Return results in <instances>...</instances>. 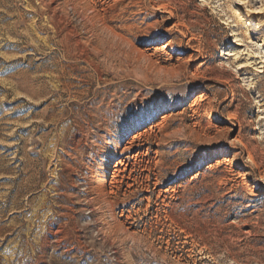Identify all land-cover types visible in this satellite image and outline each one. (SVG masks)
Segmentation results:
<instances>
[{
  "label": "rangeland",
  "instance_id": "obj_1",
  "mask_svg": "<svg viewBox=\"0 0 264 264\" xmlns=\"http://www.w3.org/2000/svg\"><path fill=\"white\" fill-rule=\"evenodd\" d=\"M48 1L0 0V264H264V0H57L127 37L99 73Z\"/></svg>",
  "mask_w": 264,
  "mask_h": 264
},
{
  "label": "bare ground",
  "instance_id": "obj_2",
  "mask_svg": "<svg viewBox=\"0 0 264 264\" xmlns=\"http://www.w3.org/2000/svg\"><path fill=\"white\" fill-rule=\"evenodd\" d=\"M102 1H104V3H103L104 11L105 12L109 11L107 9L112 7V6L109 5V3L106 2L105 0H102ZM124 1L125 0H114L112 4L116 7H118V5H120V6L123 5ZM48 3H49V1H48ZM67 3L74 5L75 2H73V0H68ZM45 5H42L44 8L45 17H47V18H45V17L44 18H45V20L48 21V23L50 24V26L52 28V32H53L52 41H54V43H55L54 46L60 47L63 50V52L65 53V55L67 56L68 60H70V61L82 62L88 68H91L94 71L99 73V72H101V70L103 68V63H101L99 61V54H103L106 57L105 58V60H106L109 57L108 54L110 55V51L113 50L115 48V46L116 47L118 46L116 42L129 44L127 37L124 34L117 32L113 27H111L109 25V23L106 21L105 16L102 15L95 7H92L90 9V12H92V14H93L92 16L86 15V18H88V22L91 25L90 28H88V33L91 35L90 38H92V39L82 41V39H81L82 36L79 33L78 29L76 27H74V25L71 22L67 21V17L64 16L62 9L57 7V0H51L49 5H46V6ZM155 6H156L155 7L156 11L167 10V7H166L167 5L162 4V5H155ZM131 8H133V7H130V5L128 4L121 10V13L122 14L128 13V10H130ZM83 9L85 10L86 8L83 7ZM168 14L172 18L174 17V15L171 12ZM126 29L128 30V32L131 35H134V31L132 29H130V27H126ZM105 36L107 39L105 38ZM101 38H102V40H101ZM102 42H103V46L106 45V47L101 50ZM96 44H97V46H95ZM117 48H119V47H117ZM149 61L151 62L152 60L149 59ZM69 68L71 69L72 72H77V70H78V68L75 69L73 66H69ZM80 82L85 83L84 79L80 80ZM192 107H194V106H192ZM169 117H170L169 115L164 116L163 121L167 120ZM142 135H143V133H140L138 137H140ZM138 137L133 138L131 143H134V141ZM137 155L138 154H136L135 156H137ZM104 182L102 184L106 183V182L105 183ZM42 233H44V232H42ZM47 233L48 234L45 237H44L45 234L42 235L44 237V238L42 237L43 239L38 240V241H41L43 243L44 247H49L53 240H57L56 244H60L61 241L63 242V238H64L65 233L60 232V230L55 231V229L52 227V228H50L49 232H47ZM21 235H22V233H21ZM65 238H66V236H65ZM25 241H27V240H25ZM32 242L34 243V241H32ZM37 243H40V242H37ZM34 244H36V242ZM31 245H32V243H31ZM40 246H42V245H40ZM27 249H28V247H27ZM27 249H26V251H27ZM37 249H34V250L32 249L33 252L31 250L30 258L28 259V257H27L28 260H25V261L20 260L21 257H19L20 255L18 254L19 256L17 255V257L14 260H12V257H11V259H8L5 264H15L14 262H16V260L17 261L19 260V263H17V264H43L42 261L44 259L43 260L40 259L43 257L39 256V251H37ZM38 250H41V249H38ZM50 259H51V257H50ZM46 262H48V261H46Z\"/></svg>",
  "mask_w": 264,
  "mask_h": 264
}]
</instances>
